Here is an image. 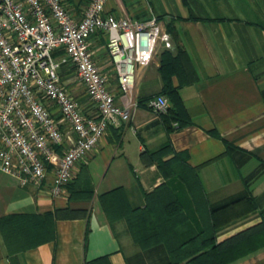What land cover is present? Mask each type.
I'll return each mask as SVG.
<instances>
[{"label": "crops", "instance_id": "1", "mask_svg": "<svg viewBox=\"0 0 264 264\" xmlns=\"http://www.w3.org/2000/svg\"><path fill=\"white\" fill-rule=\"evenodd\" d=\"M87 2L62 0L76 20ZM105 10L142 22L156 18L171 46L160 42L149 64L139 69L130 119L109 127L77 161L70 188L66 185L52 197L0 171V264H140L141 251L125 220H111L99 202V196L118 188V199L125 196L136 208L143 207L147 193L165 183L198 228L184 184L176 176L164 178L149 159L164 147L168 149L161 160L181 154L186 165L197 169L210 206L238 199L241 205L231 207L242 209L245 200L247 207L254 204L221 226L217 241L243 236V250L248 251L227 264H264V0H107ZM87 47L121 102L104 33L88 37ZM178 51L184 53L183 62L172 61L170 83L189 122L181 127L173 122L168 131L160 116L166 112L157 114L137 101L163 95L171 107L162 93L159 67L166 53L175 57ZM62 52V47L53 50L54 56ZM59 75L83 113L96 116L73 66L61 64ZM186 77L191 81L185 82ZM47 106L59 118L54 105ZM56 211L67 213L57 216Z\"/></svg>", "mask_w": 264, "mask_h": 264}, {"label": "built area", "instance_id": "2", "mask_svg": "<svg viewBox=\"0 0 264 264\" xmlns=\"http://www.w3.org/2000/svg\"><path fill=\"white\" fill-rule=\"evenodd\" d=\"M106 1L88 0L76 20L62 0H0V171L52 197L63 192L77 161L107 129L130 119L139 69L149 64L160 42L171 46L156 18H117L105 10ZM98 32L106 36L121 102L87 47L88 37ZM59 47L62 54L54 56ZM63 63L73 66L96 116L85 115L65 88L59 75ZM147 106L161 114L169 103L157 95Z\"/></svg>", "mask_w": 264, "mask_h": 264}, {"label": "trees", "instance_id": "3", "mask_svg": "<svg viewBox=\"0 0 264 264\" xmlns=\"http://www.w3.org/2000/svg\"><path fill=\"white\" fill-rule=\"evenodd\" d=\"M183 56L182 51H178L175 57L166 53L159 67L164 80L162 93L166 94L171 102L167 112L160 115L168 131L171 130L173 122H176L178 127L189 122L177 91L170 83L172 61L178 59V62H183ZM184 81L190 82L191 79L186 77ZM148 100L139 99L137 105L146 106ZM167 149L168 147H164L150 153L149 159L156 162L164 178L176 176L184 184L200 222L198 228L193 226L181 202L165 183L145 195L143 207H131L125 196L118 199L121 188L99 196V202L111 220H125L133 242L141 251L140 264H227L243 255L248 251L243 250V236L238 235L218 242L217 232L224 224L253 209L251 199L248 200L252 203L251 206L247 207L245 200L242 209L231 207L233 203L241 205V199L231 205L210 206L198 179L197 169L186 165L181 154H176L166 161L161 160ZM70 184H67L68 188ZM63 213L67 211H56L57 216ZM142 255H150L151 258L146 260ZM87 264H94V261Z\"/></svg>", "mask_w": 264, "mask_h": 264}, {"label": "rangeland", "instance_id": "4", "mask_svg": "<svg viewBox=\"0 0 264 264\" xmlns=\"http://www.w3.org/2000/svg\"><path fill=\"white\" fill-rule=\"evenodd\" d=\"M148 264V263H147Z\"/></svg>", "mask_w": 264, "mask_h": 264}]
</instances>
